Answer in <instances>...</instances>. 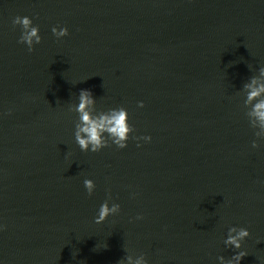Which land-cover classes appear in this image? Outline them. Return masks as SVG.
<instances>
[{
  "label": "water",
  "instance_id": "water-1",
  "mask_svg": "<svg viewBox=\"0 0 264 264\" xmlns=\"http://www.w3.org/2000/svg\"><path fill=\"white\" fill-rule=\"evenodd\" d=\"M0 264H264V0H0Z\"/></svg>",
  "mask_w": 264,
  "mask_h": 264
}]
</instances>
